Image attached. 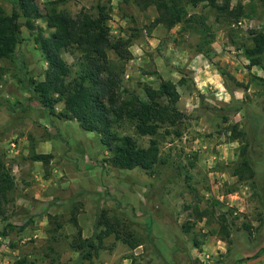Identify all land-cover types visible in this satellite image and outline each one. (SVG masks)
<instances>
[{
    "label": "rangeland",
    "instance_id": "374dc122",
    "mask_svg": "<svg viewBox=\"0 0 264 264\" xmlns=\"http://www.w3.org/2000/svg\"><path fill=\"white\" fill-rule=\"evenodd\" d=\"M14 2L0 5L8 14ZM98 2L107 6L110 40L128 39V60L107 51L122 67L120 89L144 99L143 85L155 88L167 79L179 92L176 107L185 116L171 128L180 135L162 128L154 135L159 159L152 174L110 166L95 133L60 118L61 103L49 114L33 98L29 80H40L45 68L36 28L51 31L45 12L53 7L71 15L82 9L93 13ZM236 2L243 14L227 22L206 1L182 0L186 16L195 21L168 29L151 25L166 6L161 0L145 9L132 0H32L40 14L35 28L23 26L19 17L20 41L9 58L0 59V159L15 182L1 201L0 264L20 257L26 264H264V82L257 79L258 63L246 68L243 53L251 45L247 29L264 32V0H230ZM198 50L221 73L227 86L222 97L192 84L187 65ZM78 55L73 47L62 53L72 74ZM232 123L247 135L230 138ZM113 129L138 145L147 143L148 136L137 134L129 120ZM242 145L254 173L240 181L231 171ZM30 149L46 154L47 162L32 160ZM102 213L141 244L129 249L111 234L95 257L81 260L70 246L76 228L70 218L87 237Z\"/></svg>",
    "mask_w": 264,
    "mask_h": 264
},
{
    "label": "trees",
    "instance_id": "16d2710c",
    "mask_svg": "<svg viewBox=\"0 0 264 264\" xmlns=\"http://www.w3.org/2000/svg\"><path fill=\"white\" fill-rule=\"evenodd\" d=\"M132 1L139 8L145 9L157 0ZM161 1H165L166 6L153 18L151 25L162 24L169 29L175 24H182L183 29L187 22L195 21L191 16H186L182 0ZM186 1L192 5L200 1L208 2L216 15L227 22L238 21L243 14L239 2L231 5L230 0ZM14 3L16 9H12L8 14L0 5V59L9 58L20 41L21 25L18 18L22 17V25L31 30L35 28L34 20L40 17L32 0H15ZM44 17L46 26L51 28V31L43 34L40 28H36L35 40L45 68L40 80H29L33 98L49 114H53L55 105L61 103L62 108L57 112L60 118H72L84 131L95 133L101 147L108 152L105 160L110 166L118 169L139 168L147 174H152L159 159L158 144L154 135L161 128L166 134L171 132L176 137L180 135L179 130L171 128L185 116L184 112L176 107L179 98L176 84L167 79H160L155 88L143 85L144 99H140L133 91L120 89L122 67L109 60L107 51L112 50L122 62L128 60L131 53L127 48V38L110 40L106 3H96L93 13L82 9L75 15L50 7ZM202 29L206 30L204 27ZM247 37L251 45L243 49L244 57L248 61L246 68L249 69L251 65L258 63L262 76H257V79L264 82V32L249 28ZM69 47L79 53L73 74L62 57L63 51ZM197 53L205 52L198 50ZM1 75L0 68V79ZM235 85L245 87V84L237 81ZM122 120H129L137 134L148 136L146 145H138L130 135L119 134L113 129V125ZM248 123L251 131L253 123L249 119ZM169 127L172 130H169ZM227 131L232 139L247 135L238 129L237 123L229 124ZM247 152V146L239 147V160L231 171L240 181L252 178L254 173L247 160ZM29 155L32 160L43 163L48 159L46 154L36 153L31 149ZM14 184L9 168L0 159V215L3 213L1 201L5 200ZM202 216L203 212L197 213L198 218ZM70 219L76 226L70 246L81 260L90 261L95 257L103 248L104 238L111 234L129 249L141 244L133 232L121 233L117 230L103 213L97 218L92 234L87 237L81 235L74 216ZM13 264H26V260L20 257Z\"/></svg>",
    "mask_w": 264,
    "mask_h": 264
},
{
    "label": "crops",
    "instance_id": "0c3cea01",
    "mask_svg": "<svg viewBox=\"0 0 264 264\" xmlns=\"http://www.w3.org/2000/svg\"><path fill=\"white\" fill-rule=\"evenodd\" d=\"M187 67L188 75L196 90L202 92L204 90H207L208 88H212L215 89L216 95L222 97V90L227 88V86L225 85L224 80L222 79L220 74L215 71V69H211L208 63L203 62L202 55L200 53L195 52L194 57L189 60V64L187 65ZM256 74L260 75L259 73Z\"/></svg>",
    "mask_w": 264,
    "mask_h": 264
}]
</instances>
